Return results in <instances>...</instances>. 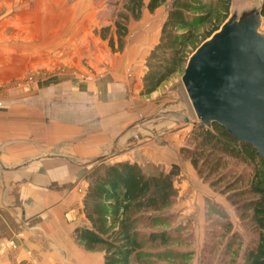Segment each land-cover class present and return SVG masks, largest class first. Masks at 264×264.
Wrapping results in <instances>:
<instances>
[{
  "label": "crops",
  "instance_id": "obj_1",
  "mask_svg": "<svg viewBox=\"0 0 264 264\" xmlns=\"http://www.w3.org/2000/svg\"><path fill=\"white\" fill-rule=\"evenodd\" d=\"M242 2L249 8L261 4V0ZM91 11L89 0H0V83L60 63L78 65L87 55L91 30L106 24L99 25ZM156 11L144 10L141 19L131 23L144 26ZM164 19L165 13L157 29L149 21L156 29L152 38L135 39L131 45L125 43L122 53H112L111 69L101 82L72 84L73 76L56 74L54 80L36 83L32 95L16 99L9 94L7 104H0V264H100L98 256L85 252L73 239L74 228L84 224L83 193L76 192L75 184L85 182L94 162L142 164L120 159L136 153L131 149L121 153L122 118L134 115L127 114L134 104L127 102L128 81L122 67L127 66V73L144 63L158 42ZM143 73L144 67L138 75ZM159 90L150 96L156 97ZM90 93L97 95V102ZM64 94L66 102L61 103ZM107 154L117 157L106 159ZM144 154L165 159L169 150L154 145ZM171 163L180 168L178 193L193 192L199 178L191 165L181 157ZM202 193L213 197L208 189Z\"/></svg>",
  "mask_w": 264,
  "mask_h": 264
},
{
  "label": "trees",
  "instance_id": "obj_2",
  "mask_svg": "<svg viewBox=\"0 0 264 264\" xmlns=\"http://www.w3.org/2000/svg\"><path fill=\"white\" fill-rule=\"evenodd\" d=\"M233 0H124L112 27L99 29L112 53L124 50L129 24L168 5L157 44L145 58L141 95H150L168 78L183 72L188 57L223 24ZM264 19V0H261ZM180 153L196 175L235 206L246 240L235 231L227 212L212 204L207 219L215 217L226 245L216 253L205 242L199 264H264V162L249 144L231 137L213 123L198 124ZM180 174L173 164L156 174L128 161L96 164L85 175L81 198L84 224L73 239L87 252H101L103 264H187L178 227L163 228L168 218L158 215L174 205Z\"/></svg>",
  "mask_w": 264,
  "mask_h": 264
},
{
  "label": "rangeland",
  "instance_id": "obj_3",
  "mask_svg": "<svg viewBox=\"0 0 264 264\" xmlns=\"http://www.w3.org/2000/svg\"><path fill=\"white\" fill-rule=\"evenodd\" d=\"M69 1L72 2L73 0ZM89 1L90 10H92L91 12L96 17L95 21L97 20L99 25L104 23L106 24L100 27L97 26L95 29L91 30L90 45L85 52L87 53L85 58L80 60L78 65L75 63V66L60 63L57 67H51L42 71L38 69L37 73L27 72L25 75L19 74L18 76L10 77L9 81L0 83V104H7L5 99L9 96V94L16 99L25 94L32 95L33 93L30 92L36 83L39 81H41V83H45L47 79L51 77L54 80V76H57L56 74L66 73L73 76L71 82L72 84H88L92 86L93 84L101 82L103 79L102 77L111 69L109 67V60L112 52L108 48L106 40H101L99 38L98 32L102 27H112L115 16L114 14L117 9L121 7L124 0ZM233 1L234 4L232 2V5L234 6L237 14L245 10L247 5L242 2L243 0ZM167 7V4L160 6L155 15H152L151 17L146 14L148 18H146L147 22L144 21V26H138L135 23H131L127 36L128 39L126 38L125 43L131 45L135 39L142 41V39H140L141 37L152 38V36L155 35L157 26H159L162 21L164 13L166 17ZM232 13L233 9L231 11L230 5L229 15ZM149 21L155 22L156 29L152 28ZM259 31L264 34V19L262 20ZM143 45H145V42ZM143 67L145 72V59L144 63L136 65V68L133 70L130 69L127 73V66L122 67V70L125 71L123 72V78L128 81L127 86L130 96V98L127 97L128 100L126 97H123L122 99L127 100V102L131 101V104H134V107H131V110L128 111L127 109L121 111H123V114L127 111V114L131 113L134 115L130 119L122 118V130L120 134L123 146L121 153L122 155L129 153L130 149L136 150V153H134L133 156L120 157V159L128 158L131 160L141 161L142 164L140 166L145 172L156 174L160 171L169 170V168L173 165L171 162L174 161L176 157H181L183 160H186V158L180 153V150L181 148L189 146V134L192 129L200 123L193 112L191 104L183 88L181 82V77L183 75L182 71L174 74L164 81L159 87V92L156 93L157 96L152 98L150 96L152 93L147 96L140 94L141 79L143 75L140 77L138 74L139 72L141 73ZM68 90L69 89H67L66 94L69 93ZM66 94H64V97ZM90 96L91 100L94 102L98 101L97 95L90 93ZM61 98L62 97H59L61 103L66 102V97L63 99ZM107 100L111 99L107 98ZM154 145L168 147L169 156L163 159L157 154L156 159L155 157H153L154 160L149 159L144 152L147 149L152 148ZM115 157L117 156L109 154L105 156L106 159H114ZM98 160L100 159H97L96 161ZM186 161L188 162V160ZM95 165L96 163L94 162V166ZM80 177L81 176L75 180L79 181ZM198 180V187L203 185V189H199L197 187L190 193L188 192L189 190L185 194L180 195L178 193L174 205L162 211L158 215L162 218H168V222L164 224L165 226L163 228L178 227V234L182 240V246L179 249L190 254L184 259L187 264H199L201 251L205 242L212 243L217 254H219V250L226 245V239H221L222 229L216 226V219L213 217L214 215L210 217L209 220L207 219L206 212L208 211V206L210 207L212 204L220 206L227 212L233 229L242 235L243 240H246V236L240 227L239 219L235 213V206L226 201L225 195L211 189L207 183L202 181L201 178ZM177 181V178H175L174 186L178 192V190L180 191L181 186L179 187V182ZM76 184L75 188L77 189L75 190L77 192L82 182L79 181L77 187ZM191 187L193 186L190 185L189 188L191 189ZM207 189L213 193L214 198L221 200L223 204L221 205L219 202L213 200V197L205 196L202 191L205 192ZM77 219L78 216L75 213L74 220L77 221ZM87 253L98 256L100 264H103L101 252L97 251Z\"/></svg>",
  "mask_w": 264,
  "mask_h": 264
},
{
  "label": "water",
  "instance_id": "obj_4",
  "mask_svg": "<svg viewBox=\"0 0 264 264\" xmlns=\"http://www.w3.org/2000/svg\"><path fill=\"white\" fill-rule=\"evenodd\" d=\"M228 15L188 57L181 82L200 125L218 124L264 162V34L261 4Z\"/></svg>",
  "mask_w": 264,
  "mask_h": 264
},
{
  "label": "built area",
  "instance_id": "obj_5",
  "mask_svg": "<svg viewBox=\"0 0 264 264\" xmlns=\"http://www.w3.org/2000/svg\"><path fill=\"white\" fill-rule=\"evenodd\" d=\"M86 186H87V183L86 182H84L83 184H81V186L78 188V192L79 193H83L84 190H85V188H86Z\"/></svg>",
  "mask_w": 264,
  "mask_h": 264
},
{
  "label": "bare ground",
  "instance_id": "obj_6",
  "mask_svg": "<svg viewBox=\"0 0 264 264\" xmlns=\"http://www.w3.org/2000/svg\"><path fill=\"white\" fill-rule=\"evenodd\" d=\"M89 258V257H88Z\"/></svg>",
  "mask_w": 264,
  "mask_h": 264
}]
</instances>
